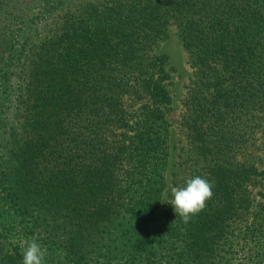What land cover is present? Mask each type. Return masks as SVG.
<instances>
[{
	"label": "trees",
	"instance_id": "16d2710c",
	"mask_svg": "<svg viewBox=\"0 0 264 264\" xmlns=\"http://www.w3.org/2000/svg\"><path fill=\"white\" fill-rule=\"evenodd\" d=\"M171 25L213 192L187 223L156 218ZM263 136L264 0H0V264L33 239L43 264H264Z\"/></svg>",
	"mask_w": 264,
	"mask_h": 264
},
{
	"label": "rangeland",
	"instance_id": "374dc122",
	"mask_svg": "<svg viewBox=\"0 0 264 264\" xmlns=\"http://www.w3.org/2000/svg\"><path fill=\"white\" fill-rule=\"evenodd\" d=\"M157 54L166 56V66L170 68V79L168 89L172 97L171 109L166 114L169 123L168 144L169 155L164 165L165 188L161 193V202L157 211V222L162 221V212L167 202L171 200L170 189L172 187H182L187 179L192 178L196 168V157L191 153L185 131L181 126V116L183 113L182 100L186 92V84L192 74V68L187 51L182 45L178 31L174 25L169 26L168 35L154 49ZM264 139V136L262 137ZM256 154L263 159V164L258 166L264 169V150L253 149ZM256 189L253 191L255 194ZM257 201L263 200L257 196ZM256 205V201L254 203ZM255 209V206L253 207ZM101 262L108 263L107 259L101 258Z\"/></svg>",
	"mask_w": 264,
	"mask_h": 264
},
{
	"label": "clouds",
	"instance_id": "9594fccd",
	"mask_svg": "<svg viewBox=\"0 0 264 264\" xmlns=\"http://www.w3.org/2000/svg\"><path fill=\"white\" fill-rule=\"evenodd\" d=\"M171 200L163 201L173 206L176 215L187 223L191 216L204 209L206 201L213 195L212 185L199 176L187 179L182 187L170 189ZM23 264H43L44 251L35 240L25 241Z\"/></svg>",
	"mask_w": 264,
	"mask_h": 264
}]
</instances>
